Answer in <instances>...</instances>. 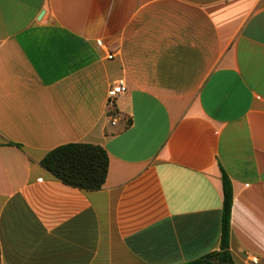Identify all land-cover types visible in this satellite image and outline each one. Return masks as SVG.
<instances>
[{"label": "crops", "instance_id": "0c3cea01", "mask_svg": "<svg viewBox=\"0 0 264 264\" xmlns=\"http://www.w3.org/2000/svg\"><path fill=\"white\" fill-rule=\"evenodd\" d=\"M71 143L107 150L102 190L42 167ZM223 171L233 260L264 264V0H0V264L201 260Z\"/></svg>", "mask_w": 264, "mask_h": 264}, {"label": "trees", "instance_id": "16d2710c", "mask_svg": "<svg viewBox=\"0 0 264 264\" xmlns=\"http://www.w3.org/2000/svg\"><path fill=\"white\" fill-rule=\"evenodd\" d=\"M115 114V113H114ZM41 165L62 183L89 192L103 189L110 167L107 150L100 145L71 143L50 151ZM223 237L221 250L189 264H235L230 252L231 216L234 202L233 186L223 171Z\"/></svg>", "mask_w": 264, "mask_h": 264}, {"label": "built area", "instance_id": "2783aa9c", "mask_svg": "<svg viewBox=\"0 0 264 264\" xmlns=\"http://www.w3.org/2000/svg\"><path fill=\"white\" fill-rule=\"evenodd\" d=\"M108 50V49H107ZM113 58V53H109V59ZM128 91V87L126 82L121 79L116 81L108 90V103L110 104V106L114 107V103L116 101V99L120 96V95H124L126 94ZM110 122L112 124H117V118L115 116H110ZM252 263L253 264H258L259 263V259L257 257H252Z\"/></svg>", "mask_w": 264, "mask_h": 264}, {"label": "water", "instance_id": "95a60500", "mask_svg": "<svg viewBox=\"0 0 264 264\" xmlns=\"http://www.w3.org/2000/svg\"><path fill=\"white\" fill-rule=\"evenodd\" d=\"M213 264H218V263H213Z\"/></svg>", "mask_w": 264, "mask_h": 264}]
</instances>
